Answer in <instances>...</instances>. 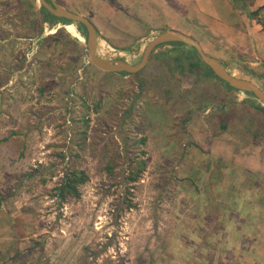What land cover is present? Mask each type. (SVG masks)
<instances>
[{
  "label": "rangeland",
  "instance_id": "374dc122",
  "mask_svg": "<svg viewBox=\"0 0 264 264\" xmlns=\"http://www.w3.org/2000/svg\"><path fill=\"white\" fill-rule=\"evenodd\" d=\"M55 1L95 26L103 57L135 64L154 36L172 28L194 37L232 74L242 77L244 68L264 76V33L244 24L238 36L225 26L233 19L203 18L199 7L178 0ZM240 4L230 6L247 15L251 7ZM39 7L38 0H0V264H264V138L214 117L220 103L238 104L239 111H227L252 117L246 104L259 101L208 77L201 84L220 100L202 111L189 83L194 77L184 74L177 86L156 57L136 76L86 64L73 72L58 46L50 52L52 76L38 62L27 71L41 39L76 53L66 35H24L31 19H40ZM247 19L264 28V8ZM65 32L86 47L75 25ZM170 47L152 53L164 58ZM254 80L264 84V77ZM99 96L103 109L96 113ZM139 160L146 169L131 183L127 169ZM75 167L89 180L80 197L60 199L55 186Z\"/></svg>",
  "mask_w": 264,
  "mask_h": 264
},
{
  "label": "trees",
  "instance_id": "16d2710c",
  "mask_svg": "<svg viewBox=\"0 0 264 264\" xmlns=\"http://www.w3.org/2000/svg\"><path fill=\"white\" fill-rule=\"evenodd\" d=\"M230 2V4H232L233 6H235V4L237 2L241 3L240 4V8L244 11L246 9L245 3L247 2H251L253 0H228ZM264 6L258 7L254 10H250L247 12V15L251 18V19H256V17L259 15L260 10L263 8ZM72 11V10H71ZM40 17V19H38ZM36 19L38 20H33L31 19L30 23H28V28H27V32L24 34L26 37L28 38H33L34 36H37L38 39L41 38H56L58 36H62V35H66L67 37H70L71 41L73 42V44L76 47V53L75 54H67L65 51V46L64 44H59L56 42H47V40L41 39L39 40V56H37L38 58H33L30 61H28L27 63L29 64L27 71H30V69H32V63L34 62H38L39 64H41V67H39L40 72H46L48 70V67L51 65V63L54 61L52 58V53H50L52 50L57 49L58 46L61 47V51L60 53L62 54V56H64L65 58L67 57L69 59V65H68V69L71 70L72 67V71L76 72L77 69L81 68L84 64L89 65V67H91L92 69H96L94 66H92L87 59V48L80 46L77 42L76 39L71 38V36L65 32V28L67 25H75L78 32L81 34V36H86V29L85 27L78 22H72L70 20L64 19V18H58L53 16L51 13H49L43 6H40L38 9V16L36 17ZM261 24L264 25V22H261ZM44 29H47L49 31H54L53 34H45ZM194 38V37H193ZM163 45H170V49H168L163 55L165 56L164 58H162V54L159 56L155 55L153 53H151L149 60L147 62L146 67L149 65V63L151 62L152 57H156L158 59V61L160 60L162 63H164V65L168 66V69L170 68V70L168 71V73L166 72V75L163 77L169 78L170 80H174L176 85L179 86L182 84L181 81V76L183 77L184 74H188V75H192L194 77V79L192 80L193 82H189L190 84H192V89L195 91V98H198V102L199 104L197 105V108L205 111V109L207 108L208 104L207 101H213V100H220L219 99V93L216 91H213L211 89H209V87L207 86H203L201 83L202 82H208L210 79L208 77H213V78H217L216 75L210 70V68L208 66H206L202 60L200 59V56L198 55V53L196 52V50L193 47H190L186 44L183 43H179V42H173V43H167V44H162L160 46ZM158 46V47H160ZM208 54V53H207ZM168 58H171L172 61H169ZM215 58V57H214ZM115 59H122L123 58H115ZM25 58L23 60V63H25ZM27 61V60H26ZM219 61V60H218ZM229 72H231L229 70V68L227 67L226 63H224L223 61H219ZM172 63V66H171ZM82 65V66H80ZM145 67V68H146ZM144 68V69H145ZM243 71V75L241 78L244 79H248L252 82H254L257 86H259L263 91H264V84L261 83L259 84L256 80H254V77L257 79H263V75H256L252 72H249V70L241 68ZM143 70H141L138 73H141ZM48 73L50 76L53 75V73H51V70H48ZM108 72H106L105 74H107ZM135 74L136 75H138ZM250 73L251 77L248 76V74ZM108 74H112V75H128L127 73H108ZM34 77V76H32ZM220 80V79H219ZM222 81V80H221ZM2 86L4 87L6 85V82L3 81V83H1ZM228 86L227 83H224ZM140 86H142V84H139ZM45 85H41L39 88V92L44 93L45 92ZM100 89V88H99ZM231 91L234 92H240L239 90H236L234 88H231L230 86L227 88ZM3 90H6V88H4ZM241 93H244L247 96L250 97H254V95L252 93H248V92H243L241 91ZM74 95H76V91L73 90L71 91V97H73ZM102 95V93H101ZM256 98V97H255ZM169 103H170V99ZM258 100V99H257ZM102 98L101 96L97 97L96 99H94L93 101V108L95 110L96 113H99L102 109H103V102H102ZM81 102L84 105V107L87 109L88 106L85 104V101L81 98ZM254 102L249 101L248 104H246V107L250 110L253 111L254 115L252 117H243V116H237L236 112H228L227 110H237L239 111V106L238 104H233L234 107L228 108L225 104L220 103L219 107H218V111L215 113V116L217 119L219 117L220 114L223 115L224 118H226V123H234V125H238L239 122L242 124V126L244 127V132H248L250 133V135H252L253 137H258V136H262L264 138V104H262L260 101L257 104H253ZM135 109V103H131V105L126 109L127 111L126 116H130L132 111ZM111 110L115 111V106L111 105ZM159 110L162 111V114L167 113L165 111V109L160 108ZM152 113L155 114V111H151ZM186 112V111H185ZM191 114V112H187V115ZM212 116L214 115V113L211 114ZM190 118V117H188ZM219 120V119H218ZM83 124L85 129L82 131V133L85 135L86 133V129L89 125V120L85 118V116H83V118L80 120ZM228 121V122H227ZM228 125H226L227 127ZM142 132L144 131V126L141 127L140 129ZM17 135L16 132H11L9 134V136H15ZM9 138L5 137L3 138L4 141H7ZM116 139V138H114ZM116 141V140H115ZM141 143H145V138H142ZM146 161L145 160H139L138 163L132 164L131 167H128L127 172L129 173L128 176V181H130L131 183L136 182L141 174L143 173V171L146 169ZM108 170L110 169V166L107 167ZM89 180V176L87 174V172L84 169L81 168H72V169H67V171L64 173V177L61 180V182L58 183V185L55 186V191H57V194L59 195L60 199H65L69 196H71V198H78L80 197L81 194V187L83 185H85Z\"/></svg>",
  "mask_w": 264,
  "mask_h": 264
},
{
  "label": "water",
  "instance_id": "95a60500",
  "mask_svg": "<svg viewBox=\"0 0 264 264\" xmlns=\"http://www.w3.org/2000/svg\"><path fill=\"white\" fill-rule=\"evenodd\" d=\"M49 13L58 18H64L72 22L81 23L86 29V48L88 62L96 69L108 73L136 74L147 64L151 53L162 44L179 42L193 47L202 62L228 86L239 91L252 93L258 101L264 104V91L254 82L238 77L229 72L216 58L207 54L200 43L193 37L174 29H167L154 36L145 46L140 60L131 64L122 59H109L98 54V35L95 26L83 15L77 14L63 6L55 0H38Z\"/></svg>",
  "mask_w": 264,
  "mask_h": 264
},
{
  "label": "crops",
  "instance_id": "0c3cea01",
  "mask_svg": "<svg viewBox=\"0 0 264 264\" xmlns=\"http://www.w3.org/2000/svg\"><path fill=\"white\" fill-rule=\"evenodd\" d=\"M178 1L182 2L186 6L190 5V6L199 7V16L203 18L205 16L211 17L213 19H218L217 20L218 22L219 21L229 22L233 19L234 21L232 26H231L232 23L230 24V26L229 25H225V26L231 27L233 30L237 31L238 36L240 35L243 37L242 34L244 33V24H246L245 29L249 30L251 33L257 32L259 35H261L260 33H264V28L263 27L260 28L258 20L256 21L251 20L250 23H248L247 15L244 13L245 14L244 16L242 11L239 12L234 11L227 0H178ZM245 6L251 7L250 10L252 11L258 7L264 6V0H253L248 3L246 2ZM164 13L167 16V12L164 11ZM235 13L237 16L235 15ZM238 24L240 25L239 28L236 27V25Z\"/></svg>",
  "mask_w": 264,
  "mask_h": 264
},
{
  "label": "flooded vegetation",
  "instance_id": "af4514ba",
  "mask_svg": "<svg viewBox=\"0 0 264 264\" xmlns=\"http://www.w3.org/2000/svg\"><path fill=\"white\" fill-rule=\"evenodd\" d=\"M56 2V1H55ZM57 4H59L58 2H56ZM60 5V4H59ZM60 6H62V5H60Z\"/></svg>",
  "mask_w": 264,
  "mask_h": 264
}]
</instances>
